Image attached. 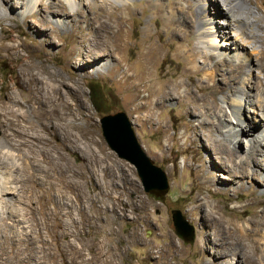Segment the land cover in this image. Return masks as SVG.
<instances>
[{
    "label": "rangeland",
    "instance_id": "374dc122",
    "mask_svg": "<svg viewBox=\"0 0 264 264\" xmlns=\"http://www.w3.org/2000/svg\"><path fill=\"white\" fill-rule=\"evenodd\" d=\"M0 1V10L6 14L0 20V107L13 106L15 112L28 114L27 117L11 112L13 124L8 126L0 113V143L17 161L14 176L24 195L21 205L29 214L26 216H30L31 226L30 231L24 232L17 224L4 222L11 233L0 239V262L10 264L30 258L31 264H207L214 257L234 260L240 258V248L233 244L236 223L255 237L254 241L262 242V262L257 264H264L263 178L241 174L231 177L216 152L204 146L202 132L193 125L198 123L201 111L216 120L213 109L192 110L175 97L167 101V107H155L150 118V107L145 104L151 101L149 90L143 86L137 97L115 77L113 65L118 62L120 72L130 67L132 74L142 75L147 83L144 57L156 55L152 80L166 79L171 86L174 81L180 82V90L189 88L193 95L206 91L201 88L208 83L205 73L211 74V83H224L223 78L231 74L230 64L224 63L221 73H213V61L206 58V52L217 50L207 45L208 39L203 42L198 24L185 31L183 18H199L197 7L188 5L183 12H175L181 26L180 32L173 33L175 25L165 15L171 5L177 6L176 1L120 0L126 6L121 12L128 22L115 45L97 24V14L105 10L91 8L88 1L93 0H84L86 9L78 16L81 23L76 30L62 27L53 33L44 26L37 9L18 13L20 1L25 0ZM228 1L237 16L243 17L241 26L257 33L261 40L264 0H247L248 7L239 0ZM30 4L26 2L27 6ZM214 4L213 0L212 12L216 6L222 8ZM163 6L165 10L158 13ZM59 16L64 18L63 13ZM213 19V25H222V15L216 14ZM82 33L86 34L85 39ZM187 44L195 47L192 61L183 54ZM98 62L109 65L93 69ZM30 66L46 78V70L61 71L65 83L60 78L44 79V83L47 86L48 80L51 86L60 87L65 105L60 106L57 100L46 107L58 104L64 114L56 110L48 119L38 111V102L29 100L36 86L28 75ZM39 85L42 87V83ZM41 90L45 94L48 89ZM15 94L21 105L11 104L10 95ZM223 96L220 92L216 95L221 104H225ZM244 104V113L254 115L248 111L249 102ZM118 111L127 113L147 154L166 171L169 190L164 199L146 191L136 167L119 157L107 143L101 118ZM69 121L77 127L68 126ZM257 122L251 131L264 129L262 121ZM36 131L37 137L27 134ZM240 148L246 151L244 143ZM202 161L206 164L205 174L210 171L211 182L207 186L202 183L204 173H198ZM205 198L207 204L198 206ZM174 209L181 210L194 226L192 242L177 233L172 218ZM245 237L244 243L250 245ZM159 249L164 250L158 252Z\"/></svg>",
    "mask_w": 264,
    "mask_h": 264
},
{
    "label": "bare ground",
    "instance_id": "6f19581e",
    "mask_svg": "<svg viewBox=\"0 0 264 264\" xmlns=\"http://www.w3.org/2000/svg\"><path fill=\"white\" fill-rule=\"evenodd\" d=\"M25 1L31 2V6H27L26 2L20 1L21 10L18 13L23 14L26 13L28 9H37V13L42 15L44 26L46 28H50L52 31L51 33H53L60 30L62 27L76 30V27L79 25L78 23H81V18L78 16L85 12V4H87L86 1L88 0H80L79 2L78 0ZM93 1H88L91 8L98 7L105 10L104 12L99 11V14H97V24L100 26L101 30L106 31L107 36H109L110 39H113L115 41V45H117L119 43L121 30L128 22V18H124L123 12H121V10H123L126 6L119 3L120 0H100L98 4L97 1ZM174 1H176L177 6L171 5L169 7V11L165 15L167 16V21L175 25L172 32H180L178 28L181 26L179 24L181 21L179 22V19L175 16V12H183L185 6L188 5L191 7H197L200 10L199 18L189 20L186 15V18L182 17L185 22V31L189 32L191 30V26L198 24L200 31L199 35L203 39V42L207 43L208 39L207 45L210 46L211 49L217 50V52H212L211 50L206 52V58L210 60L212 59L213 61L211 62L212 66L210 67L212 68V72L216 74L221 73L224 63L228 62L230 64L229 68L231 74L228 77L223 78L222 81L224 83L218 85L216 81L212 83L210 82L212 80L211 74L205 73V80L208 82L207 85L201 87V84H198L199 87L206 89V91L202 92L199 90L202 93L199 92L200 94L193 95L189 88H186L183 91L180 90V82L174 81V84L171 86L166 83V79L164 82H161L160 79L157 78L155 80H152L153 78L150 79L152 68L155 66L157 60L156 55H153L151 58L150 56L144 57L147 71V83L144 82L145 79L142 75L132 74L130 67L123 72H120L118 69V62L113 65L115 77L125 88H131L132 92L137 97L139 96L143 86L149 90L148 95L149 98H151V101L146 102L145 104L147 107H150V118L154 113L155 107H167V101L175 97L179 99V102L183 101L182 104L180 103L182 106L186 104V107H191L192 110H200L201 107H211L216 120L209 114L207 115V112L201 111V113H199L200 118H198V123L193 125L195 130L202 132L204 136V146H208L216 152L219 162L230 173L229 175H231V177L238 176V174H241L242 176H260L263 178L264 182V172L261 171V168L264 169V129L262 127L259 131H251L252 127H256L258 125L257 119L262 121V126L264 125V48H261V46L264 45V36L260 37L262 38L260 40L259 36L256 35L257 33H250L243 28L240 24L243 17L237 16L228 0H214L216 3L214 5H220V7H222L220 9L216 6L214 12H212L213 0H185L184 2L182 0ZM239 2L243 6H249V2L247 0H239ZM43 6L46 7V10L43 9ZM114 10H116V13ZM163 10H165V6H163V8H159L157 12L160 13ZM252 11L254 12V10ZM117 12H119V14H117ZM204 12L207 13L202 15L201 13ZM53 13L56 15H52ZM60 13L64 14V18L59 16ZM214 14H218L219 16L222 15L223 17V21H221L222 25H220V27L213 25V18L215 17ZM68 15H71V17L69 18ZM5 16V12L0 10V20ZM102 16L104 18H101ZM113 24L115 25L113 26ZM113 27H117V29L114 30ZM231 30H234L235 34ZM82 34L83 35L81 37L85 39L86 34ZM220 36L221 38H219ZM222 37L225 38L224 41L222 40ZM231 49H234V52H229ZM113 50L115 51V49ZM183 54L185 58H189L187 61H192L195 58V47L187 44ZM105 65L109 64H106V62H98L94 64L92 68L100 69L105 67ZM107 68H109V66ZM27 69L29 70H27L28 75L36 85L32 91L33 96H29V100L38 102V111L42 115L47 116L46 118L48 119L53 117L56 110H60V113L64 114L63 108L61 109L60 107H65V105L61 102L63 96L60 95V87L54 85L51 86L47 82L48 80L46 81L47 86H45L44 83V79L49 78L51 80L60 78L63 79L62 83H65V77L62 75L61 71H48L44 68L48 75L46 78L41 77L42 75H40L39 71L35 72L34 67L32 66ZM39 83H42V87ZM239 83H241V85H239ZM45 88L48 90L45 94H43V90L41 89ZM219 92L224 94L221 100L225 104H221L219 99H217L216 95ZM10 100L11 104L21 105L20 97L17 94L10 95ZM57 100H60V106L58 104H53L55 106L50 105V108L46 107L47 103H53ZM245 102H249L248 111L253 112L254 115H247V113H244ZM12 107H10V109L8 107H0V113L4 114L3 122L8 126H12L13 124V120H11L10 117L11 112L15 113V115L21 114L22 116L25 115L28 117L26 111L15 112L13 110L14 107ZM57 107L60 108L57 109ZM68 126L77 127L76 124L70 121ZM27 129L25 132H27ZM232 130H237V132L233 133ZM27 134L29 137L33 135L34 137H37V131L31 135L30 132ZM6 140L8 139L6 138ZM241 143L245 144V152H243L240 148ZM0 153L1 239L4 236L7 237L11 233L10 229L6 228L7 225H4L5 221L12 225L14 223L17 224L19 227L23 228L22 231H30L31 226L29 223L30 216H26L28 213H26V210H24L25 208L23 209V205H21L24 203L22 198L24 195L22 194L21 187L17 183L14 176V169L16 168L17 161L15 158H12V155L10 157L9 151L7 149L4 150L1 143ZM199 165L200 167L198 169V173H204L205 179H203L202 183L204 186H207L210 184V171L206 174L203 171L205 169L204 166L206 165L205 161H202ZM32 176L33 174L30 172L29 178L31 181ZM240 187H244V183H240ZM207 202L208 199L205 198L204 200L198 202V206H204ZM32 212L33 208H31V213ZM235 225L236 227L233 230L237 237L235 238V242L233 244L240 248V258L235 257L234 260H231L224 257L221 260H217V258L214 257V259L208 260L207 264H257L261 260L259 253L261 249L260 243L262 242L260 240L254 241L253 238L255 237L250 234H246L243 230V226H239L236 223ZM230 234L231 233L229 231V235ZM245 236H247L250 240V245L244 243L246 240ZM226 247L228 246L226 245ZM238 247L237 249H239ZM163 250L164 249H159L158 252ZM177 252L181 253L182 251ZM31 262V259L28 258L26 260H19L15 263L11 262L10 264H31ZM0 264H3V262H0Z\"/></svg>",
    "mask_w": 264,
    "mask_h": 264
},
{
    "label": "water",
    "instance_id": "95a60500",
    "mask_svg": "<svg viewBox=\"0 0 264 264\" xmlns=\"http://www.w3.org/2000/svg\"><path fill=\"white\" fill-rule=\"evenodd\" d=\"M103 135L119 157L132 163L143 182L145 190L164 199L169 190L167 173L147 154L139 142L133 123L125 111L106 114L101 118ZM172 218L176 231L187 242L195 238V228L181 210L174 209Z\"/></svg>",
    "mask_w": 264,
    "mask_h": 264
},
{
    "label": "trees",
    "instance_id": "16d2710c",
    "mask_svg": "<svg viewBox=\"0 0 264 264\" xmlns=\"http://www.w3.org/2000/svg\"><path fill=\"white\" fill-rule=\"evenodd\" d=\"M96 103V102H95ZM96 106L98 107L99 105L96 104Z\"/></svg>",
    "mask_w": 264,
    "mask_h": 264
}]
</instances>
